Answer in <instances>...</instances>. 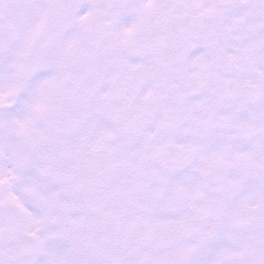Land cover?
<instances>
[{
	"label": "snow or ice",
	"instance_id": "1",
	"mask_svg": "<svg viewBox=\"0 0 264 264\" xmlns=\"http://www.w3.org/2000/svg\"><path fill=\"white\" fill-rule=\"evenodd\" d=\"M0 264H264V0H0Z\"/></svg>",
	"mask_w": 264,
	"mask_h": 264
}]
</instances>
